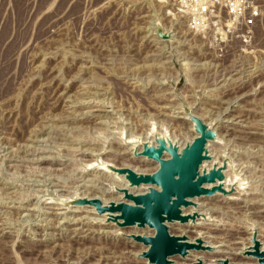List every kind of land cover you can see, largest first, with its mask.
<instances>
[{
  "label": "rangeland",
  "instance_id": "rangeland-1",
  "mask_svg": "<svg viewBox=\"0 0 264 264\" xmlns=\"http://www.w3.org/2000/svg\"><path fill=\"white\" fill-rule=\"evenodd\" d=\"M190 116L244 192L194 200L187 220L227 253L202 261L237 262L264 237V0H0V264H145L105 210L67 200L119 201L126 184L99 169L157 168L135 144L183 146Z\"/></svg>",
  "mask_w": 264,
  "mask_h": 264
},
{
  "label": "water",
  "instance_id": "water-1",
  "mask_svg": "<svg viewBox=\"0 0 264 264\" xmlns=\"http://www.w3.org/2000/svg\"><path fill=\"white\" fill-rule=\"evenodd\" d=\"M190 117L198 135L182 149H178L177 144L172 143L168 137L164 136H154L156 146L149 142H143V150L140 155L158 161L159 167L156 172L142 174L127 168L107 167L117 174H124L130 186H137L140 183H154L159 186V189H151L147 193L137 195L126 193L125 197L133 201L132 205L112 202L109 207H106L101 206L98 199L89 201L86 198L77 197L67 200L68 205L94 204L99 212L105 209L117 210L120 212L122 220L120 224L118 223L120 226L137 225L144 227L147 225L153 228L155 234L151 237L141 235L134 237V240L148 245L147 250L140 255L153 264H168V256L185 255L189 249L202 247L199 240L187 242L184 238L170 235L165 222H186L187 217L182 215L181 207L188 205L187 197L223 191L221 185L210 189L202 187L204 182L212 183L215 180H222L223 172L222 168H211L208 171L199 172V165L202 160L210 157L206 147L207 140H215L216 134L213 128L200 118ZM137 145L136 143L135 146ZM163 152L169 153L170 158L162 160ZM136 155L138 154L136 153ZM112 220L117 223L115 219ZM253 249L251 254L258 259L259 264H264V250H259L257 243ZM196 264L203 263L198 262ZM223 264L240 263L224 262Z\"/></svg>",
  "mask_w": 264,
  "mask_h": 264
},
{
  "label": "bare ground",
  "instance_id": "bare-ground-1",
  "mask_svg": "<svg viewBox=\"0 0 264 264\" xmlns=\"http://www.w3.org/2000/svg\"><path fill=\"white\" fill-rule=\"evenodd\" d=\"M191 125H192V131H193V133H194V137L192 138V139H189V141L186 143L185 142V144H183V146H182V144H181V146L180 147H178V149H182L186 144H189V143H191L192 142V140L198 135L194 130H193V123H191ZM148 136L149 137H147L145 140H143V139H141L140 140V143H139V145H137V147H138V151H139V153H138V156H140V157H143V158H141L143 161H148L149 163H152V164H157V168H155V167H153V169L151 170V171H149V172H144V171H134L135 169H133L132 171H134L135 173H142V174H152V173H154V172H156V170L158 169V167H159V163H158V161H156V160H154V159H152V158H147L146 156H144V155H140V153H141V151H142V147H143V142H149V143H151L152 145H155L156 144V141H155V139H154V136L156 137V136H164V137H166L164 134H157V133H155V132H151L150 134H148ZM136 139L137 138H133V139H129L128 141H126L125 143L126 144H132V143H134L135 141H136ZM172 143H176L173 139H169ZM207 142L208 143H213V144H215V143H217L216 141H214V142H212V140L211 139H208L207 140ZM208 143H206V147L208 148V147H210V145H208ZM125 146V145H124ZM134 147H136V146H134ZM140 149V150H139ZM170 158V155H169V153H167V152H163V154L161 155V159L162 160H167V159H169ZM204 160H206V159H204ZM204 160H202V162L200 163V165H199V172H205V171H208V170H210L211 168H223L222 167V165H224L223 164V160H218V159H215L214 157L213 158H211V160H209V161H204ZM208 164H209V167H208ZM108 167V166H107ZM114 167H116V168H127V169H130L131 170V168L130 167H117V166H114ZM225 167V166H224ZM226 168H224V170H225ZM228 169V168H227ZM222 171L223 172V179L222 180H215L214 182H212V183H209V182H204L203 184H202V187L203 188H205V189H210V188H213V187H215V186H219V185H221V187H222V189H224V191L227 193L226 195L227 196H222L223 194H221L220 192H215V193H213V194H203V195H199V196H193V197H187L186 198V200L188 201V205L189 204H195L196 202L194 201V200H197V199H201V200H208L209 198H222V201H225V203H229V202H235V201H237V198H235V196H239V194H240V192H242L244 189L242 188L243 187V184H240L239 186H236V181H237V176H235L234 177V179H233V181H231V183H229L228 182V180H227V177H226V170L225 171ZM99 171L100 172H102V173H104V174H108L110 171H109V169L108 168H106V169H99ZM230 171V170H229ZM109 174H111L113 177H117L118 179H117V181H123L125 184V188H123L121 185V187L120 186H118V189H120L119 191H121V190H124L123 191V196H122V198H117V199H120L119 201H114L113 199L111 200V201H107L106 203H104L103 204V202H102V204L103 205H105L106 207H109L110 206V203H119V202H123V203H125V204H129V205H132L133 204V201L131 200V199H129V198H126L125 196H126V193H128V194H131V195H137V194H144V193H147V192H149L151 189H159V186L157 185V184H154V183H140L139 185H137L136 187L135 186H130L129 185V183L128 182H126V180H124V178H123V176H118L116 173H112V172H110ZM116 174V175H115ZM234 174V173H233ZM230 175V174H229ZM224 177H225V180H224ZM115 180V179H114ZM244 180V179H243ZM242 180V181H243ZM122 182V183H123ZM123 185V184H122ZM229 185V186H228ZM142 186H144V187H147V189L144 191V192H142L144 189L143 188H140V187H142ZM228 186V187H227ZM233 188H236V189H233ZM126 189L128 190V192L126 191ZM233 190L234 191H236V193H232L233 192ZM112 192H114V191H112ZM244 192V191H243ZM119 195V194H118ZM122 195V194H121ZM120 195V196H121ZM240 195H242V194H240ZM225 197V198H224ZM230 197V198H229ZM94 198H97V197H92V199H94ZM228 198V199H227ZM239 198V197H238ZM116 199V200H117ZM217 200V199H216ZM102 201V200H101ZM104 202H105V200H103ZM200 201V200H199ZM187 205V206H188ZM187 206H183L182 207V209H181V211H182V215L183 216H186L187 218H190V217H193V214H194V210L192 209V207H187ZM195 206V205H194ZM199 207V206H198ZM197 208V207H196ZM188 209H192V212L191 211H189ZM195 210H197V209H195ZM87 211V210H86ZM104 216H108V217H110L109 219H115L116 221H117V223H121L122 222V220H121V218H120V212L119 211H117V210H111V209H105V211H104ZM104 216H103V218H104ZM189 220H186V222H180V221H172V222H165V224H166V227H167V229H168V233L170 234V235H173V232H172V229L173 228H183V229H189L190 231H191V233H193V235H191V239H193V241H190L188 238L189 237H186V236H184L183 234L181 235L180 234V236L178 235V236H176V235H173V236H176V237H180V238H184V240H189V242H195V241H197V239L199 240L200 238H199V236L200 235H198L199 233L198 232H196V231H194L193 232V230L195 229V227H197L196 225L197 224H192V222H189ZM170 225H172V227L170 228L169 226ZM123 228H125L126 230H127V236L129 237V239L130 240H133L134 242H135V240H134V237H136V236H146V237H151V236H153L154 234H155V230L153 229V228H151V227H149V226H147V225H145L144 227H138L137 225H131V226H122ZM205 227V226H204ZM209 228V227H208ZM248 228V227H247ZM145 229H148V230H150L151 232H152V234L151 235H144L145 233L144 232H137L138 230H145ZM193 229V230H192ZM198 229V228H197ZM200 229V228H199ZM203 229V228H202ZM250 229V228H249ZM262 229V228H261ZM171 230V231H170ZM188 230V231H189ZM251 231V230H250ZM144 233V234H143ZM175 233V232H174ZM246 234V233H245ZM252 236H251V239H250V241L247 243V245L246 246H252V247H254L255 246V243H257V246H258V249L259 250H264V237H261L260 236V241H258L257 240V236H255L254 235V233H252L251 234ZM261 235V234H260ZM195 236V237H194ZM213 237V236H212ZM246 237V236H245ZM196 238V239H195ZM247 238V237H246ZM195 239V240H194ZM243 239H245V238H243ZM249 239V238H248ZM216 241V240H215ZM240 241H242V240H240ZM138 242V244L139 245H143V247H145L146 248V250H147V248H148V245H144L142 242H139V241H137ZM188 242V241H187ZM221 242V241H220ZM250 242H251V244H250ZM260 242H263L262 244H263V246L261 245V243ZM217 243H218V241H217ZM223 243V242H222ZM244 243V242H243ZM254 243V244H253ZM208 244V243H207ZM214 244H216V243H214ZM219 244H221V243H219ZM245 244V243H244ZM243 244V245H244ZM251 247V248H252ZM251 248H249L250 250L249 251H247L248 249H245L244 251H243V253H242V255L241 254H238L237 253V255L240 257V261H237V262H232V261H229L227 258H220V259H216V260H214V261H210V262H208V263H214V264H223L224 262H229V263H240V264H259L258 263V259L256 258V257H254L252 254H251ZM206 249H208V250H206ZM229 249V248H228ZM145 250V251H146ZM232 250V249H231ZM254 250V249H253ZM145 251H143V252H141L140 254H143ZM225 251V250H224ZM224 251H221V252H216V254H214L213 255V249L211 248V247H208V246H202L201 247V249H199V248H197V249H189L188 250V252H187V254H185V255H180V254H174V255H170V256H168L167 257V260H168V264H183L182 262H191L190 264H196V263H198V262H202L203 264H208L207 262H204V261H202L201 260V257L203 256H208V257H214V256H218V255H221V254H227L226 252H224ZM238 251V250H237ZM241 251H242V249H241ZM191 252H193V254H190ZM197 252V253H196ZM228 252V251H227ZM236 253V252H235ZM190 254V255H189ZM245 254H247V256H245ZM175 256H179V257H177V258H175V259H171V258H174ZM189 256V258H187L186 259V257H188ZM142 259L143 260H145L146 261V263L145 264H153V263H150L148 260H147V258H145V257H142ZM255 260V261H254ZM177 261V263H175Z\"/></svg>",
  "mask_w": 264,
  "mask_h": 264
}]
</instances>
